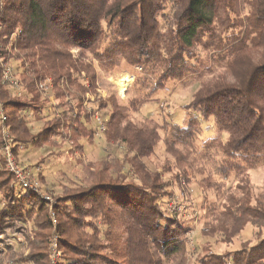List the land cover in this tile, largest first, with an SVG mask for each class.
I'll return each instance as SVG.
<instances>
[{"label": "trees", "instance_id": "obj_1", "mask_svg": "<svg viewBox=\"0 0 264 264\" xmlns=\"http://www.w3.org/2000/svg\"><path fill=\"white\" fill-rule=\"evenodd\" d=\"M0 46L22 85L3 81L0 62V264H186L192 227L171 214L162 173L187 183L200 175L203 189L224 198L205 201L203 235L231 244L254 226L240 247L208 250L192 264H264V186L258 192L250 175L264 166V0H3ZM93 60L106 75L124 63L141 68L127 101L97 96ZM190 76L200 86L183 105L182 124L136 116ZM211 118L215 134L203 139ZM4 127L18 159L29 148L61 154L69 143L81 167L73 186L52 190V203L17 184L1 152ZM95 137L121 153L85 162ZM55 238L61 255L53 261Z\"/></svg>", "mask_w": 264, "mask_h": 264}, {"label": "rangeland", "instance_id": "obj_2", "mask_svg": "<svg viewBox=\"0 0 264 264\" xmlns=\"http://www.w3.org/2000/svg\"><path fill=\"white\" fill-rule=\"evenodd\" d=\"M3 0H0L2 3ZM73 53L78 55V49H73ZM257 58L256 51L252 54ZM93 66L97 72L96 89L97 96L105 97L106 99L116 96L121 102L127 101L128 90L131 87L135 75L141 70L140 67H132L124 63L119 69L113 71L110 75H106L100 68L99 62L93 60ZM229 79H233L231 74L227 73ZM127 76L130 78L128 86L121 87L118 83L120 78ZM200 86V81L195 76L188 77L184 82H170L166 89H164L158 96V100L151 101L144 104L140 110L136 113V116L143 120L145 118H154L160 122L164 120H170L176 124H182L186 110L183 105L189 102L195 92ZM95 98V94L88 93L87 99ZM103 119H105L102 114ZM33 130L37 131L40 127V123L34 122L32 124ZM215 134L213 118L210 121L204 122V131L202 138L207 139ZM70 144L64 143L62 146L61 154L55 153L56 148L46 150L43 152L37 148L25 149L22 154L19 155V159L16 158L25 165H28L34 176L41 171L44 175V181H40V191L49 198L53 203L55 199L50 196V192L53 190L60 193L62 188L70 185L73 186L70 179L75 178L80 173V165L75 162L76 155L69 151ZM46 147H43L44 150ZM55 151L51 153L52 151ZM121 153L120 149L116 148V145L110 144L106 139L100 141L98 137H95L94 142L85 146V154L82 155L83 160L86 161H99L106 158L108 154ZM168 156L165 146L160 144L157 147V158L163 161ZM41 161V164L38 162ZM149 162V161H148ZM150 163V162H149ZM159 171H162L161 168ZM251 180L258 192L263 189L264 186V166L256 167L250 170ZM202 177L198 175L196 181L187 183L183 181H175L172 175L162 173V179L169 183L170 192L173 194L172 200L169 202L170 212L173 216H178L183 222H186L192 230L186 236L188 241L189 250L187 253L186 264H192L198 255L205 253L206 251H224L228 249H234L241 246V244L252 238L254 235V226L248 224L246 228L233 240L231 244L222 239L219 234L203 235L202 232L206 230L205 225V209L204 203L206 200L223 201L224 198L218 195L214 189H203L199 180ZM39 179V178H38ZM231 181H234L232 178ZM230 181V182H231ZM229 182V181H227ZM234 184L235 181L233 182ZM9 241V240H8ZM17 241L24 243L26 241L19 235ZM16 242V239L11 238L10 244ZM22 245L19 248L22 249ZM28 250H26V253ZM61 255V251H60ZM13 261V260H11ZM5 264L9 263L8 259H2ZM1 263V262H0Z\"/></svg>", "mask_w": 264, "mask_h": 264}, {"label": "built area", "instance_id": "obj_3", "mask_svg": "<svg viewBox=\"0 0 264 264\" xmlns=\"http://www.w3.org/2000/svg\"><path fill=\"white\" fill-rule=\"evenodd\" d=\"M2 49L0 46V62L3 66V81L8 85L12 86L16 91L22 90V85L20 79L15 71V68L12 63L3 61ZM46 82L51 83L50 80ZM51 85V84H50ZM42 88L45 84L40 85ZM50 101L52 105L55 103L54 95L50 96ZM7 120V115L5 113L3 104L0 103V121L5 122ZM93 122L96 128V134L98 137L103 138L105 133V122L102 114L97 111L93 115ZM1 152L5 158L6 165L8 170L14 175L16 183L23 186L24 188L33 189L40 191V181L39 179L32 174V171L28 165L21 163L15 156L14 152V139L10 130L6 127L3 128V142ZM48 198V197H46ZM49 199V198H48ZM52 219L54 224L57 225L58 221L54 213H52ZM57 238H55L53 244V261L60 255V252L57 249Z\"/></svg>", "mask_w": 264, "mask_h": 264}, {"label": "bare ground", "instance_id": "obj_4", "mask_svg": "<svg viewBox=\"0 0 264 264\" xmlns=\"http://www.w3.org/2000/svg\"><path fill=\"white\" fill-rule=\"evenodd\" d=\"M129 82H130V78L127 77V76H123V78H120L118 80L119 85L121 87H123V88H125L126 86H128Z\"/></svg>", "mask_w": 264, "mask_h": 264}]
</instances>
